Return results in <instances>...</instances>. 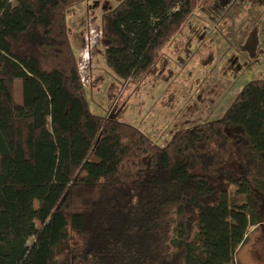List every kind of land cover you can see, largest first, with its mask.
Listing matches in <instances>:
<instances>
[{"label": "trees", "instance_id": "obj_1", "mask_svg": "<svg viewBox=\"0 0 264 264\" xmlns=\"http://www.w3.org/2000/svg\"><path fill=\"white\" fill-rule=\"evenodd\" d=\"M14 1L0 0V264H239L264 227V79L160 146L91 111L68 26L91 0ZM215 1L122 0L99 26L108 66L124 82L148 72Z\"/></svg>", "mask_w": 264, "mask_h": 264}, {"label": "rangeland", "instance_id": "obj_2", "mask_svg": "<svg viewBox=\"0 0 264 264\" xmlns=\"http://www.w3.org/2000/svg\"><path fill=\"white\" fill-rule=\"evenodd\" d=\"M121 1L84 2L69 17L70 36L93 114L112 113L161 146L180 128L221 118L246 84L264 79V4L257 5L258 0H216L197 9L157 50L151 70L125 82L119 80L98 43L102 15ZM255 27L260 41L251 59L241 45ZM249 47L252 52L253 45ZM14 99L23 103L22 80L14 82ZM236 186L234 183L233 190ZM33 242L31 238L28 245ZM236 260L239 264H264V227L249 229Z\"/></svg>", "mask_w": 264, "mask_h": 264}, {"label": "crops", "instance_id": "obj_3", "mask_svg": "<svg viewBox=\"0 0 264 264\" xmlns=\"http://www.w3.org/2000/svg\"><path fill=\"white\" fill-rule=\"evenodd\" d=\"M264 1H262V0H258V2H257V5H263L264 3H263ZM259 41H260V38H259Z\"/></svg>", "mask_w": 264, "mask_h": 264}, {"label": "built area", "instance_id": "obj_4", "mask_svg": "<svg viewBox=\"0 0 264 264\" xmlns=\"http://www.w3.org/2000/svg\"><path fill=\"white\" fill-rule=\"evenodd\" d=\"M85 58H86V57H85ZM81 68H82V65H81ZM83 83L85 84L84 79H83Z\"/></svg>", "mask_w": 264, "mask_h": 264}]
</instances>
